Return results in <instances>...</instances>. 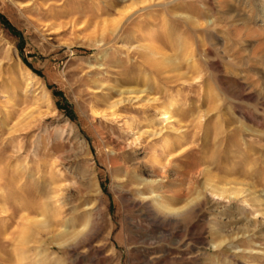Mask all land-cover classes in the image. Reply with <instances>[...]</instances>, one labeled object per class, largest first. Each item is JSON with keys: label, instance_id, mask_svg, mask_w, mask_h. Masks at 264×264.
<instances>
[{"label": "rangeland", "instance_id": "obj_1", "mask_svg": "<svg viewBox=\"0 0 264 264\" xmlns=\"http://www.w3.org/2000/svg\"><path fill=\"white\" fill-rule=\"evenodd\" d=\"M117 1L0 0V264H264V0Z\"/></svg>", "mask_w": 264, "mask_h": 264}, {"label": "bare ground", "instance_id": "obj_2", "mask_svg": "<svg viewBox=\"0 0 264 264\" xmlns=\"http://www.w3.org/2000/svg\"><path fill=\"white\" fill-rule=\"evenodd\" d=\"M127 1L128 0H125V1H123V0L119 1L118 0L114 5L118 7V10H122V12L129 11L130 9H132V7H131L132 6V2H127ZM159 37H160V35H159V33L157 31L153 33V37H152L153 39H157ZM172 106H173V103H171V102L170 103H164V104H162L161 107H160V114H159V116L156 119H154L153 121L150 122V127L149 128L152 131V135L153 136H159V133H160V130L159 129L165 124V122L167 120H169L170 118H173V114L171 113ZM111 115L113 116L114 114L111 113ZM157 129L159 130L158 132L154 131V130H157ZM169 148H170L169 143H165L163 145V147H162V151L165 152ZM156 164L157 163H155V165H154V168L155 169L157 168ZM159 177H160V179L157 178L156 180L144 181V185H147L151 189L159 190L161 188V186H162V183H163L162 181H163L164 176H159ZM157 197L158 196H155V198H157ZM156 203L158 205H160V206L162 205V207L164 208L165 211L168 210V207H165V205L162 204L161 201L159 202L156 199ZM216 220H218V222L227 223V222H230L232 220L237 221L238 218L237 219L236 218L233 219V218H229L228 216H225L224 218H222V216H221V217H219Z\"/></svg>", "mask_w": 264, "mask_h": 264}]
</instances>
